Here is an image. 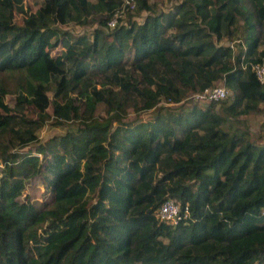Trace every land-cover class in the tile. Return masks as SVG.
<instances>
[{
  "label": "trees",
  "instance_id": "16d2710c",
  "mask_svg": "<svg viewBox=\"0 0 264 264\" xmlns=\"http://www.w3.org/2000/svg\"><path fill=\"white\" fill-rule=\"evenodd\" d=\"M131 2L112 28L123 0H41L19 23L22 0L0 3V72L24 71L39 115L0 85V264H264V134L244 120L264 105V0ZM48 108L73 128L40 141ZM167 198L187 208L174 225Z\"/></svg>",
  "mask_w": 264,
  "mask_h": 264
},
{
  "label": "rangeland",
  "instance_id": "374dc122",
  "mask_svg": "<svg viewBox=\"0 0 264 264\" xmlns=\"http://www.w3.org/2000/svg\"><path fill=\"white\" fill-rule=\"evenodd\" d=\"M5 0H0V3H4ZM151 2H154L157 6V8L163 9V8H168L169 4L165 3V0H150ZM41 4V0H22L21 6H22V10H23V14H16L14 13V17L13 20L16 21L17 23L20 22V18L23 16H27L28 14L34 12V10L40 6ZM124 14V15H123ZM123 15L120 21V23H123L127 17V13L123 12L121 13V15L119 17H121ZM143 16V14H140L136 20H140V18ZM135 19V17H134ZM119 22V21H117ZM88 25L90 26H78V25H73V24H67V25H62V24H58L57 27L60 28L61 30H66L68 31L70 34L72 35H79L82 33H87L90 32L92 28H94L96 26L95 22L89 23ZM53 43V42H51ZM58 46L56 48L53 49V51L57 53L58 51ZM57 49V50H56ZM27 79L26 74L24 73L23 70L20 69H15V70H9V71H4V72H0V85L3 88V90L5 91V99L7 102H11L14 100L17 101H21L23 102L22 107H23V111L26 115L27 118L29 119H34L37 120L39 118V115L37 114V111L27 102V99L25 97V93H24V82ZM59 81V77L57 76H51L49 77V82H48V87L50 88L51 91H53L56 88V85ZM217 86L221 87L222 84H217ZM227 95H228V91H227ZM189 96V97H188ZM186 99L190 100V103H192V98H194V96H192V94H189ZM202 103H206V102H202ZM201 106H204L201 105ZM156 111V109H152L149 110L148 113L147 112H142V114L139 115L140 120L142 121H146L150 119V114L154 113ZM106 113H110V110L105 112L104 107H98V118H105ZM132 117V115L130 116ZM129 118V117H128ZM43 120V125L41 128L37 129L36 131V135L38 137V139L40 141H44L47 138L53 136V135H60L63 134L66 130L68 129H72L73 127L71 126V122L68 123H63V124H59L54 122V120L52 119V117H50V109H46L45 111V115L42 118ZM245 120V124H247L248 127V131L251 135V137L253 138V141L255 140L254 138H256L257 133L259 135L264 134V105H261V109L258 112H254L251 114H248L247 116H245L244 118ZM30 146H36V145H30ZM35 185H37V187H40V182L38 180L35 181ZM25 189L22 192L23 196L25 195H29L33 200L35 205H41V203H47L50 199V197L48 195H42L41 197H39V190H36V188H33V184H31V182H27V185H25ZM21 199L23 198L22 196L20 197ZM27 210V211H26ZM13 215H15L17 217V220H20L21 218H28V214H29V209L28 207L23 208V210L21 211V213H17L14 212L12 213ZM25 214V216H24ZM19 216V217H18Z\"/></svg>",
  "mask_w": 264,
  "mask_h": 264
},
{
  "label": "built area",
  "instance_id": "2783aa9c",
  "mask_svg": "<svg viewBox=\"0 0 264 264\" xmlns=\"http://www.w3.org/2000/svg\"><path fill=\"white\" fill-rule=\"evenodd\" d=\"M129 5V7L133 6V3L131 0H123V4L121 5L120 9H117L114 13L113 18H111L107 22V27L112 28L116 24V17H119L121 13L124 10L125 5ZM127 5V6H128ZM123 8V9H122ZM124 15V14H123ZM123 15L121 17H123ZM254 72L256 74V77L259 80H262L264 78V68L262 67H255ZM227 92L226 90L221 86H216L211 89H207L203 91L201 94L196 95L194 98L198 99L202 102H211V101H219L226 97ZM181 215L185 217L187 215V209L184 208L181 214V211L178 207V205L171 199L164 200L158 210H157V218L160 221L166 222L168 224H176L180 218Z\"/></svg>",
  "mask_w": 264,
  "mask_h": 264
},
{
  "label": "clouds",
  "instance_id": "9594fccd",
  "mask_svg": "<svg viewBox=\"0 0 264 264\" xmlns=\"http://www.w3.org/2000/svg\"><path fill=\"white\" fill-rule=\"evenodd\" d=\"M223 87V86H222ZM224 88V87H223ZM225 89V88H224ZM226 90V89H225ZM227 96V95H226ZM206 103H208V102H206ZM167 199H170V198H167ZM166 200V199H165ZM171 200H173V199H171ZM174 201V200H173ZM175 202V201H174ZM176 203V202H175ZM177 205H178V203H176ZM160 206V205H159ZM178 207H179V209H180V211H181V214H182V211H183V209L184 208H186V207H183V208H180V206L178 205ZM159 208V207H158ZM158 208H157V210H158ZM187 209V208H186ZM156 217H157V211H156ZM181 218H183V216H181ZM158 219V218H157ZM160 221V220H159ZM166 223V222H165ZM168 224V223H167ZM169 225H172V224H169Z\"/></svg>",
  "mask_w": 264,
  "mask_h": 264
}]
</instances>
